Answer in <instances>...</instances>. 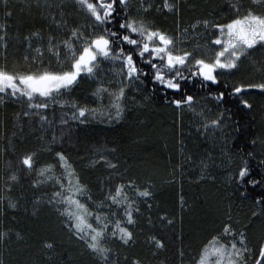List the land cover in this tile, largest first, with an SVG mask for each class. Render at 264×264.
Here are the masks:
<instances>
[{
  "label": "snow or ice",
  "instance_id": "obj_1",
  "mask_svg": "<svg viewBox=\"0 0 264 264\" xmlns=\"http://www.w3.org/2000/svg\"><path fill=\"white\" fill-rule=\"evenodd\" d=\"M14 11L12 0H0V106L19 105L12 126L21 133L13 132L0 147V156H10L0 161V204L17 209L19 201L12 194L27 178L31 188L43 189L33 192V213L42 204L49 206L94 264H264V103L259 107V131H252L254 97L264 99V0H225L191 24L177 23L173 32L158 26L155 15L178 16L180 0H24L21 11L40 20L24 32L12 31ZM9 47L22 48V65L8 61ZM245 67L251 71L242 72ZM83 80L96 85L90 94L93 106L72 95ZM190 82L208 89L215 110L197 112L203 98L188 93ZM161 92L164 103L177 112L188 110L200 117L197 131L217 146L225 184L234 189L229 195L250 199L251 217L261 219L257 231L251 219L245 217L244 223L234 218L229 204L195 254L181 245L174 262L161 258L169 245L153 232L145 233L148 256L127 251L144 227L155 226L153 177L127 174L118 146L97 145L85 160L88 169L106 173L95 195L77 160L63 149L74 126L91 120L119 122L129 101L144 106ZM136 93H143L141 100ZM226 97L235 98L232 108L223 107ZM25 122L35 143L18 148L24 143ZM44 153L47 159H42ZM199 166L198 180L210 166L208 159L202 158ZM172 178L176 180L174 172ZM207 178L215 179L211 174ZM178 199L183 209L185 198ZM4 212L0 208V216ZM157 220L172 227L178 218L162 212ZM13 235L24 238L19 231L0 227V246ZM114 244L124 251L114 250ZM57 248L58 241L42 239L37 252L43 259L29 264H73L72 255L60 259ZM0 264H5L2 252Z\"/></svg>",
  "mask_w": 264,
  "mask_h": 264
},
{
  "label": "trees",
  "instance_id": "obj_2",
  "mask_svg": "<svg viewBox=\"0 0 264 264\" xmlns=\"http://www.w3.org/2000/svg\"><path fill=\"white\" fill-rule=\"evenodd\" d=\"M224 3L225 0H191L188 6L186 4L182 6V18L157 13L155 21L158 26L173 32L176 30L177 23L180 25V21H182L180 27H184L195 19L207 16L213 8H218ZM219 19H224V17L221 16ZM10 23L15 25L19 31L24 32L32 24L40 22L25 20L19 23L10 21ZM22 54V48L14 50L9 47L8 61L16 62L20 66L22 65ZM250 71L248 67L242 69L244 73ZM95 87L96 85L90 81L83 80L72 95L81 103L93 106L90 94ZM186 87L189 94L203 98L199 101L200 107L197 108V112L200 108L205 110L217 108L216 101L207 95V88H201L198 82H190ZM133 95H136L137 100H141L143 93ZM171 95L173 94L169 93V96ZM163 96V92L157 93L153 100L144 101V106L129 101L128 110L119 122L109 124L91 120L87 124L74 126L71 129L70 138H66L63 143V149L70 154L72 159L77 160L83 179L89 182L95 195H99L98 180L106 173L101 169L95 171L88 169L85 166V160L89 155V150L97 145L118 146L117 155L123 168L128 169L127 174L153 177L154 199L150 203L153 205L151 214L155 226L151 229L144 227V231L136 236L135 246L127 251L148 256L145 233L153 232L164 236L169 245L161 254V258L167 257L169 261L174 262L175 249L181 245L186 252L195 254L203 238L223 219V213L228 210L229 204H231L234 218L251 219L257 231H259L261 219L251 217V211L254 209L250 199L241 200L237 195H229L234 189L225 184V166L220 163L218 148L213 145L209 148L207 145L210 143L204 145L207 136H202L198 132L196 139L201 137L203 143L197 142L198 148H191L194 151L187 150L189 148H186L188 141L186 134L190 132V129L186 123L191 122L193 126H196L197 124L192 120L200 121V117L188 110L177 112L175 106L164 103ZM254 99L257 111L252 113L256 117V120L252 121L254 125L252 131L258 132L259 107L264 103V99L259 95H256ZM235 103V98L226 97L223 107L232 108ZM19 110V105L10 102L5 106H0V136L3 137L0 139V147L6 146V140L13 132H16L17 136L21 135L12 126V116ZM22 134L24 143L22 145L18 143V148L30 147L35 143V134L30 133V126L27 122L23 125ZM180 141L183 142L182 145ZM189 155L191 160H186L185 157ZM9 158L10 156L5 153L0 156V161ZM47 158V153L42 154V159ZM202 158L208 159L210 166L204 178L198 180L197 177L201 175L199 161ZM178 163L181 164L180 169L175 167ZM173 172L176 180L172 178ZM208 174L214 176L215 179H208ZM42 190L31 188L28 179L22 178L20 185L12 194L19 201L18 208L9 209L6 203L0 204V208L5 209L4 214L0 216V227L12 228L24 237L22 240H16L13 235L12 240L6 246H0L5 264H29L31 260L43 259L38 254L37 248L39 242L46 238L58 241L57 252L62 254L60 259H65L71 254L73 264H94L93 259L83 252L75 240L69 238V233L62 225L61 219L49 206L42 204L38 206L35 214L33 213L32 202L35 198L33 192L39 194ZM254 191L259 192V188ZM252 194L253 190L250 189L249 195ZM180 195L184 196L186 202L183 209L179 204ZM162 212L175 214L178 218L177 223L172 227L162 226L157 220V216ZM247 222L248 220L244 219V223ZM177 235L180 239H177ZM113 248L124 251L118 244H114Z\"/></svg>",
  "mask_w": 264,
  "mask_h": 264
},
{
  "label": "rangeland",
  "instance_id": "obj_3",
  "mask_svg": "<svg viewBox=\"0 0 264 264\" xmlns=\"http://www.w3.org/2000/svg\"><path fill=\"white\" fill-rule=\"evenodd\" d=\"M12 3L15 5V11H14V15L11 19V21L13 22H16V23H19V22H22V21H25V20H28V21H38L40 22L39 20V17L35 16L34 14L32 16H29V14L27 13V11H21L22 7H23V4H24V0H12ZM191 3V0H180V12H179V17L177 18H182L181 16V12H182V6L184 4H186L187 6ZM191 9V8H189ZM195 9H200V8H195ZM169 16H177V15H173V14H168ZM182 21H180V25H181ZM13 25V24H12ZM182 26V25H181ZM17 30V28L15 27V25H13V28H12V31L15 32ZM191 121V120H190ZM189 122V121H188ZM192 122L195 124H197V122L199 121H193ZM188 129H190V132H187L186 136L188 138V141H187V145H186V148L188 147L189 149L187 150H190L192 147L194 149L198 148V145H197V142H200V143H203V140L201 137H199V139H196L198 132L197 131V127L196 126H193L190 123H186ZM196 142V143H195ZM206 143H210L209 145V148L215 146V143L212 139H210L209 137L205 138V146H206ZM210 145H213V146H210ZM192 151H194L193 149H191ZM186 152V150H185Z\"/></svg>",
  "mask_w": 264,
  "mask_h": 264
}]
</instances>
